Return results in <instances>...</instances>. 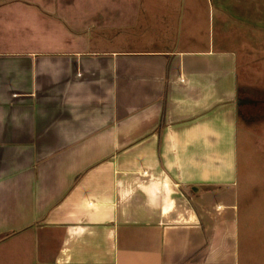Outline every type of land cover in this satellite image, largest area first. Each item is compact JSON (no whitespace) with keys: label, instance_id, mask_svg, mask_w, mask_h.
I'll use <instances>...</instances> for the list:
<instances>
[{"label":"crops","instance_id":"crops-1","mask_svg":"<svg viewBox=\"0 0 264 264\" xmlns=\"http://www.w3.org/2000/svg\"><path fill=\"white\" fill-rule=\"evenodd\" d=\"M167 6L0 0V264H240L264 0Z\"/></svg>","mask_w":264,"mask_h":264},{"label":"rangeland","instance_id":"rangeland-1","mask_svg":"<svg viewBox=\"0 0 264 264\" xmlns=\"http://www.w3.org/2000/svg\"><path fill=\"white\" fill-rule=\"evenodd\" d=\"M161 1L165 7L166 5L173 9L177 7L180 15L184 12L183 19L186 22L189 0ZM191 1L195 8L200 6L203 8V5L209 4V0ZM181 21L182 18L179 23ZM263 82L264 79L259 83V88H264ZM247 119V121L240 119L238 126L239 171L235 191L238 192V196L240 195L238 198L240 264H264V107L262 113L255 119Z\"/></svg>","mask_w":264,"mask_h":264},{"label":"flooded vegetation","instance_id":"flooded-vegetation-1","mask_svg":"<svg viewBox=\"0 0 264 264\" xmlns=\"http://www.w3.org/2000/svg\"><path fill=\"white\" fill-rule=\"evenodd\" d=\"M253 104H255L254 102H252ZM257 104V103H256Z\"/></svg>","mask_w":264,"mask_h":264},{"label":"trees","instance_id":"trees-1","mask_svg":"<svg viewBox=\"0 0 264 264\" xmlns=\"http://www.w3.org/2000/svg\"><path fill=\"white\" fill-rule=\"evenodd\" d=\"M1 240V239H0Z\"/></svg>","mask_w":264,"mask_h":264}]
</instances>
